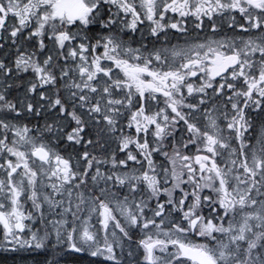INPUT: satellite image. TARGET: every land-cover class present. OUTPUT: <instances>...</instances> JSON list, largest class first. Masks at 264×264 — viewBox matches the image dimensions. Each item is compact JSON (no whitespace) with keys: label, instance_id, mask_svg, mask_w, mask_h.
Here are the masks:
<instances>
[{"label":"snow or ice","instance_id":"1","mask_svg":"<svg viewBox=\"0 0 264 264\" xmlns=\"http://www.w3.org/2000/svg\"><path fill=\"white\" fill-rule=\"evenodd\" d=\"M0 264H264V0H0Z\"/></svg>","mask_w":264,"mask_h":264},{"label":"flooded vegetation","instance_id":"2","mask_svg":"<svg viewBox=\"0 0 264 264\" xmlns=\"http://www.w3.org/2000/svg\"><path fill=\"white\" fill-rule=\"evenodd\" d=\"M2 255H3V254H0V258H2Z\"/></svg>","mask_w":264,"mask_h":264}]
</instances>
